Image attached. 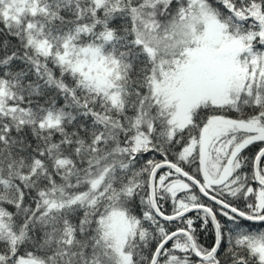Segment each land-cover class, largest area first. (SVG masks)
<instances>
[{
  "label": "snow or ice",
  "instance_id": "6c2138e0",
  "mask_svg": "<svg viewBox=\"0 0 264 264\" xmlns=\"http://www.w3.org/2000/svg\"><path fill=\"white\" fill-rule=\"evenodd\" d=\"M0 264H264V0H0Z\"/></svg>",
  "mask_w": 264,
  "mask_h": 264
}]
</instances>
